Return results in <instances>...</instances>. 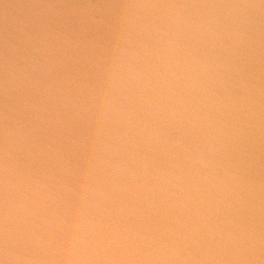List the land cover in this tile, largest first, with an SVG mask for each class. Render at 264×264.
I'll use <instances>...</instances> for the list:
<instances>
[{
	"label": "water",
	"instance_id": "1",
	"mask_svg": "<svg viewBox=\"0 0 264 264\" xmlns=\"http://www.w3.org/2000/svg\"><path fill=\"white\" fill-rule=\"evenodd\" d=\"M0 264H264V0H0Z\"/></svg>",
	"mask_w": 264,
	"mask_h": 264
}]
</instances>
